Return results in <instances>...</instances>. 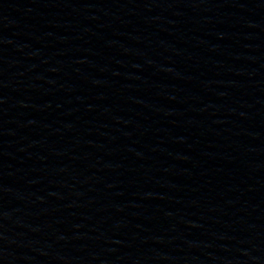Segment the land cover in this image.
<instances>
[{
	"label": "water",
	"instance_id": "1",
	"mask_svg": "<svg viewBox=\"0 0 264 264\" xmlns=\"http://www.w3.org/2000/svg\"><path fill=\"white\" fill-rule=\"evenodd\" d=\"M0 264H264V0H0Z\"/></svg>",
	"mask_w": 264,
	"mask_h": 264
}]
</instances>
